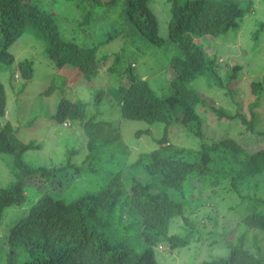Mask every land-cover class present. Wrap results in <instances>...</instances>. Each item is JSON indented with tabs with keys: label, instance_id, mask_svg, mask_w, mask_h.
<instances>
[{
	"label": "trees",
	"instance_id": "1",
	"mask_svg": "<svg viewBox=\"0 0 264 264\" xmlns=\"http://www.w3.org/2000/svg\"><path fill=\"white\" fill-rule=\"evenodd\" d=\"M73 2L80 11L77 24L61 25L53 11L44 7L47 0H0V72L14 62L10 46L28 27L34 28L45 39L46 51L55 57L58 67L71 65L86 78H94L101 72L106 76L118 74L117 83L113 80L111 88L119 94L123 118L149 126L161 123L163 128L159 137L152 136L156 148L139 153L127 165L131 170L127 176L122 169L101 175L97 189H87L69 199L64 197L70 189L66 184L68 179L86 169L93 152L95 116L88 117L85 104L61 97L53 113L56 123L63 126L68 121L69 125L64 127L77 123L88 136L89 151L80 167L71 163L60 167L30 166L23 154L39 149V144L22 142L8 121L1 125L0 154L11 157L19 176L14 182L0 186V223L7 209L27 207L3 235L2 244L8 252L5 264H162L156 247L167 244L171 249L184 248L195 234L201 236L195 220L188 219L185 212H193L199 205L200 194L208 182L214 180L218 185L221 175L228 182L227 190L233 192L240 182L264 183V130L254 129L253 113L247 119L243 114L232 115L220 107L209 106L220 121L231 122L239 117L255 144H241L233 138L208 143L203 138L202 120L197 112L198 105L206 106V103L189 86L197 77L208 76L217 86L224 87L216 56L206 55L196 39L237 30L252 0H167L170 3L167 36L179 52L168 60L173 73L169 82L173 93L165 97L154 93L147 79L136 71L134 61L127 59L123 51L110 55L100 50L117 37L127 38L133 34L132 30L140 35V40L142 37L158 47L165 44L148 0ZM259 26L262 29L264 23ZM236 69L237 66L226 68L230 79L235 78ZM16 70L22 80H30L33 63L20 60ZM53 88L50 84L42 93L48 95ZM262 89L264 76L250 82L254 95ZM104 93L101 89L94 93L95 104H99ZM6 102L0 79V116L5 115ZM173 124L201 139L199 148L170 142ZM141 134H150V128L135 132L136 136ZM221 159L231 165L227 172L215 169V162ZM67 166L76 172H66ZM139 175L144 178H138ZM31 185L33 193L27 188ZM246 199L249 204L244 203ZM239 200L246 210L240 224L264 233V184L262 198L245 196ZM178 218L187 225L184 234L171 233V224ZM133 223H137V234L145 242L141 250L130 243L128 233ZM247 232L231 241H221L224 254L209 255L200 264H264V256L255 244V233L250 236L253 249L244 246Z\"/></svg>",
	"mask_w": 264,
	"mask_h": 264
},
{
	"label": "rangeland",
	"instance_id": "2",
	"mask_svg": "<svg viewBox=\"0 0 264 264\" xmlns=\"http://www.w3.org/2000/svg\"><path fill=\"white\" fill-rule=\"evenodd\" d=\"M41 2V1H39ZM38 2V3H39ZM151 9L157 16L159 35L165 39L163 46H155L147 42L136 32L127 38L117 37L112 42L101 47L104 53L123 51L127 59L133 60L135 69L142 78H146L154 93L165 97L173 93L170 79L172 70L168 67V60L178 47L170 42L167 36V10L170 3L167 0H148ZM52 3V6H49ZM47 10L53 11L61 25L77 24L80 11L73 0H47ZM264 0H252V6L242 16L240 26L236 30H228L219 36L205 35L197 38L200 46L208 56L217 58V70L224 87L215 84L208 76H199L189 83L206 103L198 105L197 112L202 120L203 138L208 143L218 142L225 138H233L241 144H255L251 135L245 131L239 117L231 122L227 119L219 120L217 115L208 107L216 106L230 114H243L245 118L254 115V129L264 130V89L254 95L250 90V82L264 76ZM125 42V44H124ZM125 45V46H124ZM128 46H132L131 49ZM45 39L36 29L28 27L25 32L10 46L14 56L12 65L0 72V79L4 83L7 102L4 116H0V126L9 122L16 136L25 143L34 141L39 149H33L23 154V159L32 167H60L71 163L80 167L88 154L86 141L88 136L77 123L64 127L53 120V113L61 97L69 100H80L85 104L86 113L95 116L92 119L95 133L93 135V152L88 160L86 169L70 177L67 186L70 189L64 197L71 199L85 190L97 189L101 181L100 176L119 169L127 176L131 172L127 165L134 162L137 155L156 148L153 137H159L163 125L155 123L151 126L142 121L125 119L120 114V97L111 86L117 83L118 74L106 76L103 72L94 78H86L78 73L71 65L58 67L54 56L46 51ZM27 59L33 63V76L30 80H22L16 70L18 61ZM112 59H109V63ZM109 63L107 65H109ZM237 66L236 76L228 77L227 67ZM15 71V73H14ZM114 80V81H113ZM55 88L50 94L42 92L50 86ZM109 88V90H108ZM104 90L99 104H95L93 95L97 90ZM150 128V134L136 136L140 129ZM169 141L176 145L198 149L201 139L188 133L183 127L173 124L170 127ZM215 169L228 171L231 166L225 159L214 164ZM66 172H76L70 166ZM73 169V171H72ZM19 172L12 164L10 156L0 154V186L14 182ZM57 175H55L56 178ZM138 178H142L139 175ZM196 181H193L195 183ZM208 182L200 194V201L193 212L188 210L185 216L195 220L196 227L201 232L184 248L171 249L167 244L155 248L157 258L162 264H200L209 255L224 254L221 241H231L236 236L247 232L244 246L252 250L250 236L256 234V246L264 256V233L248 229L240 224V218L246 212L244 206L249 200L241 204L239 198H262L263 184L261 181L236 184L233 191L227 190L228 182L220 175L218 185ZM257 184V188L255 186ZM28 185H30L28 183ZM33 193L34 186H27ZM70 196V197H69ZM27 207H11L7 209L5 217L0 223V264H5L7 248L2 244L3 235L7 233L12 222L21 217ZM129 213L138 218L133 211ZM239 222V224H238ZM129 228L130 243L137 250L145 247L144 240L137 234V223ZM185 223L175 219L171 224V233H185ZM135 232V233H134Z\"/></svg>",
	"mask_w": 264,
	"mask_h": 264
},
{
	"label": "built area",
	"instance_id": "3",
	"mask_svg": "<svg viewBox=\"0 0 264 264\" xmlns=\"http://www.w3.org/2000/svg\"><path fill=\"white\" fill-rule=\"evenodd\" d=\"M68 125H69L68 121L63 122V126H68Z\"/></svg>",
	"mask_w": 264,
	"mask_h": 264
}]
</instances>
